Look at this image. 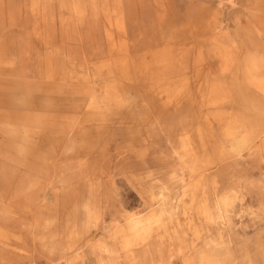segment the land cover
Listing matches in <instances>:
<instances>
[{"label":"rangeland","instance_id":"374dc122","mask_svg":"<svg viewBox=\"0 0 264 264\" xmlns=\"http://www.w3.org/2000/svg\"><path fill=\"white\" fill-rule=\"evenodd\" d=\"M0 264H264V0H0Z\"/></svg>","mask_w":264,"mask_h":264},{"label":"crops","instance_id":"0c3cea01","mask_svg":"<svg viewBox=\"0 0 264 264\" xmlns=\"http://www.w3.org/2000/svg\"><path fill=\"white\" fill-rule=\"evenodd\" d=\"M147 225L148 224H146V223H142V225H140L141 227H139L138 225L135 224V226H133V229L136 231V233H139L140 234V232L142 230L148 228Z\"/></svg>","mask_w":264,"mask_h":264},{"label":"bare ground","instance_id":"6f19581e","mask_svg":"<svg viewBox=\"0 0 264 264\" xmlns=\"http://www.w3.org/2000/svg\"><path fill=\"white\" fill-rule=\"evenodd\" d=\"M145 230V229H144ZM144 230H142L141 232H143Z\"/></svg>","mask_w":264,"mask_h":264}]
</instances>
